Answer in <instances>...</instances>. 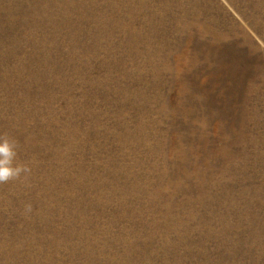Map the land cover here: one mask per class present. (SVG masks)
I'll return each mask as SVG.
<instances>
[{
    "label": "rangeland",
    "instance_id": "374dc122",
    "mask_svg": "<svg viewBox=\"0 0 264 264\" xmlns=\"http://www.w3.org/2000/svg\"><path fill=\"white\" fill-rule=\"evenodd\" d=\"M0 264H264V0H0Z\"/></svg>",
    "mask_w": 264,
    "mask_h": 264
}]
</instances>
